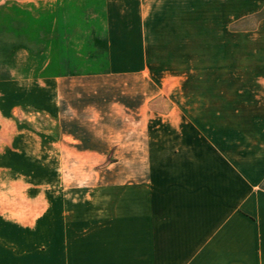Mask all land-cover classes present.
<instances>
[{"label":"crops","instance_id":"0c3cea01","mask_svg":"<svg viewBox=\"0 0 264 264\" xmlns=\"http://www.w3.org/2000/svg\"><path fill=\"white\" fill-rule=\"evenodd\" d=\"M240 87L264 104V0H0V264H264V111L244 138L186 90ZM77 89L128 137L87 191Z\"/></svg>","mask_w":264,"mask_h":264},{"label":"rangeland","instance_id":"374dc122","mask_svg":"<svg viewBox=\"0 0 264 264\" xmlns=\"http://www.w3.org/2000/svg\"><path fill=\"white\" fill-rule=\"evenodd\" d=\"M243 57H240V62ZM241 83H247V72H240ZM244 80V81H242ZM106 90V89H105ZM192 96L190 106L192 111H205L209 118L205 121L208 126L215 124L225 128L238 127L242 137H246L247 129L254 122L251 113L262 115L264 111L263 97L258 96L253 101L254 89L240 88H191L186 89ZM258 90V89H257ZM103 91V92H101ZM262 91V89H260ZM104 89H77L74 95L73 108L78 116L74 126L79 131L75 136H64V144H75L79 151H64L63 168L57 169L65 177V187H74L77 191H87L103 187L108 177L120 174L122 170L118 161L123 152L119 148L128 137L124 134L121 121L115 116L110 119H95V115H116L119 109L111 108V97ZM97 94V95H96ZM262 95V94H261ZM69 103L71 100H68ZM233 101V102H232ZM77 105V106H76ZM69 108H72L69 105ZM104 113V114H103ZM217 113V118L211 116ZM100 115V116H101ZM257 122V121H255ZM38 123V122H37ZM77 123V124H75ZM38 125V124H37ZM128 126H134V124ZM65 132L71 127V121L63 120Z\"/></svg>","mask_w":264,"mask_h":264}]
</instances>
